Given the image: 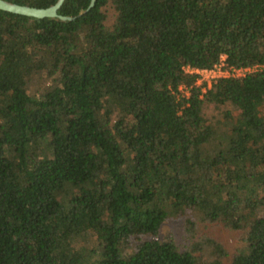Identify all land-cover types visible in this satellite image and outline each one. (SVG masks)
<instances>
[{"label": "trees", "instance_id": "1", "mask_svg": "<svg viewBox=\"0 0 264 264\" xmlns=\"http://www.w3.org/2000/svg\"><path fill=\"white\" fill-rule=\"evenodd\" d=\"M88 2L0 9V264L227 255L158 238L168 219L239 231L230 264H264V0ZM221 54L259 67L204 90L183 70Z\"/></svg>", "mask_w": 264, "mask_h": 264}, {"label": "rangeland", "instance_id": "2", "mask_svg": "<svg viewBox=\"0 0 264 264\" xmlns=\"http://www.w3.org/2000/svg\"><path fill=\"white\" fill-rule=\"evenodd\" d=\"M211 106L205 108V112H213ZM239 231L230 230L223 227L219 223L214 222H197L194 230V234L191 239L187 237L184 232L182 221L177 219H168L163 222L158 232V238H162L164 235L171 236L179 248L188 246L189 244L196 243L201 248V241L207 237L216 240L226 250L227 255L223 256L218 264H230L229 255L233 252L234 248L239 243ZM169 235V236H168ZM194 245V244H193ZM203 252H207V248L203 246Z\"/></svg>", "mask_w": 264, "mask_h": 264}, {"label": "built area", "instance_id": "3", "mask_svg": "<svg viewBox=\"0 0 264 264\" xmlns=\"http://www.w3.org/2000/svg\"><path fill=\"white\" fill-rule=\"evenodd\" d=\"M224 58V54H221L218 61L209 67L184 65L183 70L195 74L194 84L201 85V90H204L205 86L214 82L218 77H241L247 73L255 71L259 67L256 63L234 66L228 64ZM179 88L186 92L184 86H179Z\"/></svg>", "mask_w": 264, "mask_h": 264}, {"label": "water", "instance_id": "4", "mask_svg": "<svg viewBox=\"0 0 264 264\" xmlns=\"http://www.w3.org/2000/svg\"><path fill=\"white\" fill-rule=\"evenodd\" d=\"M62 0H54L53 3L45 7H37L27 4H18L10 0H0V9L6 10L13 13L23 14L33 17H57L60 20L71 19L70 15H62L57 12L58 7L60 6ZM94 3V0H89L88 4L80 12L86 11ZM79 12V13H80Z\"/></svg>", "mask_w": 264, "mask_h": 264}]
</instances>
